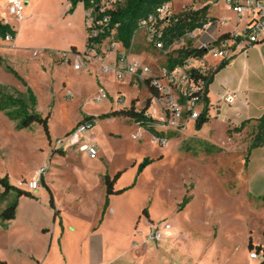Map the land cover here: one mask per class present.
<instances>
[{
	"label": "rangeland",
	"instance_id": "1",
	"mask_svg": "<svg viewBox=\"0 0 264 264\" xmlns=\"http://www.w3.org/2000/svg\"><path fill=\"white\" fill-rule=\"evenodd\" d=\"M30 2V15L24 13V21L19 22L6 10V0H0L1 21L6 20L19 36L14 46L0 38V87L13 98L26 95L30 87L38 99L37 114L51 116L49 136L39 124L18 130L17 122L0 111V179L7 177L10 185L27 188L40 165H45L47 174L39 190L24 198L9 229L3 228L0 217V257L8 264L260 262V255L259 260L250 259L249 242L264 245V159L249 168L244 162L257 124L227 132L226 125L214 118L196 129L183 114L175 126H164L166 104L155 100L154 117L150 116L168 143L161 146L159 139L129 119L104 116L113 108L130 107L133 99L143 108L150 97L145 81L118 78L112 69L104 73L105 64L117 66L115 55L114 62L106 63L82 56L85 63L93 62L80 71L75 70V58L66 65L54 62L44 49L54 46L61 34L72 31L84 49L80 17L70 12V0ZM113 2L115 7L124 0ZM206 6L210 19H228V27L234 29V14L224 4L212 6L206 0H174V22ZM217 34L212 30L159 51L140 32L130 56L135 49L151 52L153 56H145L141 63L151 68L153 76H160L179 50L199 47ZM112 43L104 46L108 53L113 51ZM208 59L219 60L213 55ZM98 76L107 92L101 101ZM84 115L95 118L93 134L102 147V159L91 160L75 145L74 160L59 147L82 124ZM237 134H242L241 139L231 138ZM118 172L115 189L124 192L110 196L105 209L102 177L107 174L112 179ZM45 185L60 210L56 216ZM16 196L5 194L0 183V216ZM166 225L172 233L167 245L148 240L153 228Z\"/></svg>",
	"mask_w": 264,
	"mask_h": 264
},
{
	"label": "built area",
	"instance_id": "2",
	"mask_svg": "<svg viewBox=\"0 0 264 264\" xmlns=\"http://www.w3.org/2000/svg\"><path fill=\"white\" fill-rule=\"evenodd\" d=\"M206 1L215 6L224 4L234 14L236 22L234 29L227 33V38L221 39L220 37L223 35L218 36L217 34L216 37L211 36L210 41L201 43L199 47H194L206 51L207 55L202 58L191 57L183 65L177 66L171 71L164 69L160 76H153L150 67L136 60H131L130 53L132 48L129 51L125 50L123 45L117 40L118 25L110 27L111 19L106 13L115 8L113 6V0H102L99 6L92 5L89 9L85 10V23L91 42L89 49L82 56H85L89 60H102L114 54L116 56L117 66H108L105 64L104 68H102L104 73L112 69L114 73L117 72L118 78L123 79L126 76H130L144 80L145 82L150 80L151 86L161 96L160 100H155L164 101L166 104L163 109L165 116L164 126H175L183 114H186L191 121H196L199 119L203 110L202 99L206 90L204 78L208 76L210 71H214L206 63V57L213 55L222 60H227L234 55L237 49L246 51V48L243 46L244 43L254 45L264 39V0ZM27 4V0H12L8 6V12L16 19H21ZM229 22L230 20L228 19L221 18L220 20H212L209 18L204 26L196 28L180 40L187 38L189 42H192L198 36L205 35L209 31L215 30L218 33L221 27L228 26ZM173 23L175 22L171 12V3L161 5L146 18L140 20L135 37L138 33L143 32L149 45L156 50L164 51L171 49L180 41L176 40L169 46H166L164 41L165 31ZM99 39L101 41L97 42ZM6 41L12 42L13 39L8 36ZM109 43H112L111 48L113 51L108 53L104 49V46ZM81 57L76 59L75 70L77 71L87 66V63ZM64 60L66 61V57H64ZM106 96L107 92L104 88H101L98 91V100L101 101ZM233 100L234 96L231 94H228L225 98L227 103H231ZM92 128L93 126L91 124L82 123L76 131L59 142V147L66 151L75 147V145H79L80 152L86 153L91 160L97 159L98 151L94 144L87 138ZM158 143L161 146H166L167 140L161 139ZM46 174V168H40L34 178L28 182V190L33 192L38 191L42 179ZM170 229V225L164 226L163 229L153 228L147 238L150 242L160 244ZM250 258L255 261L259 260L260 257L256 252H253Z\"/></svg>",
	"mask_w": 264,
	"mask_h": 264
},
{
	"label": "trees",
	"instance_id": "3",
	"mask_svg": "<svg viewBox=\"0 0 264 264\" xmlns=\"http://www.w3.org/2000/svg\"><path fill=\"white\" fill-rule=\"evenodd\" d=\"M101 1L102 0H70V12H74L80 4L84 5L85 9H89L92 5H95L97 7L99 6ZM173 1L174 0H124V3L117 4L113 10L106 13L108 16H110L111 19L110 27H115L116 25H118L117 40L123 45L125 50L129 51L133 47V41L140 20L153 13L159 6L172 3ZM208 20V6L202 8V10L198 12L187 14L184 17L178 19L177 22H175L165 31L164 41L166 43V46L171 45L176 40L184 38L188 33L193 32L196 28L204 26L208 22ZM16 35V31L10 25L0 22V38L3 41H6L8 36H10L14 40L16 38ZM227 37L228 34H224L220 38L225 39ZM100 41V39L97 40V42ZM90 42L91 38L88 37L87 50L89 49ZM72 52L75 54H79L76 48H74ZM177 53V57H175L174 59H169L168 70L170 71L177 66L183 65L184 62L191 57L202 58L207 55L205 50L193 48L191 46L187 47L186 49L179 50ZM64 61L65 60L62 59L61 63H63ZM227 63L228 62L224 61L217 70L213 72L210 71L208 73V76L204 78L206 90L205 95L202 99L203 110L199 119L195 121L196 129H201L206 123L210 121V100L208 98L209 86L214 80L215 73L221 68L225 67ZM7 69L10 68L7 67ZM145 83L152 97L146 101V104L142 109L138 110L136 108L135 101H133L130 108L111 111L104 116L127 118L130 121L140 125L141 127H144L154 138L159 140L165 139L163 132L158 131L155 128V124L157 123V121L147 114L151 107L152 99L160 100V93L151 86L150 80H147ZM37 106L38 99L30 87H27L26 95H23L21 98H13L12 96L3 94L2 88L0 87V111L5 112L7 116L17 122L16 128L18 130L31 129L33 125L39 124L44 128L47 136H49V121L51 116L48 115L46 117H42L38 115ZM82 123H89L94 127L95 118L93 116H86ZM180 129H183V127L181 126ZM236 130H239V128ZM174 135L177 136V134ZM263 147L264 116L257 123L256 133L252 139L251 145L248 148L247 156L245 158V164L248 162L252 150ZM120 177L121 172H118L112 179L109 176H106L104 178V186L106 191L105 209L108 207V199L110 196L124 192V190L115 189V185L117 184ZM0 183L4 186L5 194L15 192L17 195L15 201L10 204L0 216L3 223L2 226L6 229L9 223L14 221L17 217V207L19 205V199L21 197H32V194L28 190L10 185L7 177L0 179ZM46 188L50 193V205L54 210L56 216L59 214V211L55 208L53 193L47 186ZM144 214L148 215L146 210L144 211ZM249 250L251 252L256 251V253L261 256L259 260L260 262H258L257 264H264V245L254 246L252 244V240H250ZM0 264L8 263L0 257Z\"/></svg>",
	"mask_w": 264,
	"mask_h": 264
},
{
	"label": "crops",
	"instance_id": "4",
	"mask_svg": "<svg viewBox=\"0 0 264 264\" xmlns=\"http://www.w3.org/2000/svg\"><path fill=\"white\" fill-rule=\"evenodd\" d=\"M11 1L12 0H6V10H8V6H9ZM27 1H28V4H27V7H26L24 13L27 12V15L28 14L30 15L31 11L28 10V7L31 5V2H30V0H27ZM211 5L215 6L213 4H211ZM0 10H1V7H0ZM85 10L86 9H85L84 5H82V4H80L75 10V14L77 16L79 15L80 21H81L80 28H81V32L84 36V39H83V44L85 46L84 49L82 50L79 47L78 43L75 41V36L73 35L72 31L67 32V34L66 33L61 34L55 40V42L53 44L54 46H52L50 48L47 47L44 49V52L47 54L48 57H53L54 62H57L58 64L66 65L68 63H71L72 58L77 59L78 57H81L82 55L85 54V52L87 50V42H88V31H87V27H86V23H85ZM72 17H73V15L70 16V18H72ZM24 19H25V15L23 14V17L21 19H18V21L21 22V21H24ZM235 20H236V18H235ZM0 22H3L5 24L10 25L6 20L1 21V19H0ZM10 26L12 27V25H10ZM228 26H225L223 29H220V31L218 32V36L227 34L228 32L232 31V29L229 28ZM18 41H19V36L17 34L16 38L12 42H7V43H11L12 46H14ZM134 42H135V38H134L133 44H134ZM243 46L246 48V51H244L243 49H237L235 51L234 55L227 60H221L219 58V60L217 62L213 63V62L209 61V59H208L209 55L206 57V63H208V65L211 68H213L214 71L217 70L218 67L224 61L228 62L225 67L221 68L220 70H218L215 73L214 80L211 83V85L209 86V93H208V98L210 100V106H209L210 120L215 118V119H218L219 121H221L223 124L226 125L227 132H229L231 130L238 129L243 124L249 123V124L255 125L264 116V39L257 44L248 45V43H244ZM74 48H76V50L79 52V54H75L72 52V50ZM139 50L135 49V53L131 56V58H133V60L141 62V60L143 58H145V56H151V57L153 56V54L151 52L146 53V52H140ZM39 54H40L39 51L35 52V56H38ZM64 57H66V61L61 63V60L64 59ZM114 57H115L114 54L108 56L105 60V63L108 60H111L112 62H114L115 61ZM92 62L87 63V65H91ZM112 64L113 63H111V65ZM98 81L100 82L101 87L104 88V86L101 84V80L99 79V76H98L97 83H99ZM149 94H150L149 98H151L152 95L150 92H149ZM228 94H231L234 96V100L231 103H227L225 101V98ZM108 97H110L109 94H108ZM110 98L114 101V99L112 97H110ZM133 101H135V103H136V99H133L132 102ZM156 103L157 102L155 101V99H152L151 107L147 113L148 115L153 116V111L156 107L155 106ZM131 105H132V103H131ZM131 105H130V107H131ZM130 107H128V108H130ZM136 108L138 110H140L137 107V105H136ZM115 110H121V109H114L113 108L111 111H115ZM86 116H90V115H84L83 120ZM83 120H82V122H83ZM191 122H195V121H191ZM94 128H95V126L89 131L87 138L90 140V142L92 144H94V146L96 147V149L98 151V156H100L99 158L102 159L103 158L101 156L102 155V150H101L102 147L100 146L98 140L96 138H94V134H93ZM241 136H242V134H237L231 138L238 137V139H241ZM63 151L66 152V154L68 155L67 157L73 156V159L75 160V150L74 149H72V150L70 149V150H66V151L63 150ZM97 159H98V157H97ZM97 159H95V160H97ZM263 159H264V147L254 149L251 152L250 157L248 159V162L245 165H247L249 168L255 162H261V161H263ZM44 167H45L44 164L40 165L35 170V173L40 168H44ZM106 176H108V175L106 174ZM106 176L103 175V177H102V184H103L104 188H105L104 178ZM19 186H20V188L23 187L20 184H19ZM22 189L28 190V188H22ZM28 191L33 196V191H30V190H28ZM53 197H54V195H53ZM24 198H26V197H21L19 199V205L17 207L16 219L19 216V211H20V208L22 206V202H23ZM54 202H55V198H54ZM55 208L57 209L56 204H55ZM58 211L60 214V210H58ZM16 219L14 221H16ZM148 220L150 222H152V220L150 219V216H148ZM14 221L10 222L6 229H9ZM171 237H172V233L170 231L167 232V236L162 240L161 243L163 245H167L168 241L171 239ZM161 243L157 244V245L159 246V245H161ZM163 245L161 247H163ZM252 261H254V260H252ZM37 263L40 264L39 261H37ZM89 264H102V263L90 262Z\"/></svg>",
	"mask_w": 264,
	"mask_h": 264
}]
</instances>
